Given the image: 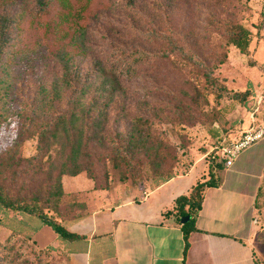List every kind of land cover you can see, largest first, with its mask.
Returning <instances> with one entry per match:
<instances>
[{"label": "rangeland", "instance_id": "374dc122", "mask_svg": "<svg viewBox=\"0 0 264 264\" xmlns=\"http://www.w3.org/2000/svg\"><path fill=\"white\" fill-rule=\"evenodd\" d=\"M31 1L0 0V14L17 18L10 25L0 65V156L13 154L17 161L34 154L35 128L59 113L67 117L72 91L90 86L85 102L94 91L103 95L100 101L110 97L103 137L98 141L85 133L75 160L86 169L64 175L63 183L73 181L74 188H83L90 183L84 175L90 174L100 186L120 183L144 190L201 159L172 182L179 184L174 192L185 194L190 184L207 177L204 154L245 128L255 106V116L264 115V0H90L81 21L58 16L56 0H49L48 16H36ZM82 2H72L73 7L79 9ZM231 23L249 31L244 54L226 39L225 28ZM145 30L172 38L183 52L168 53L169 46L146 42ZM131 49H143L149 57L126 75L118 71V60L123 55L130 59ZM248 83L250 99L232 98ZM257 144L217 172L215 181L223 180L222 201L247 168L260 176L251 240L254 260L264 264V152L257 161L262 150ZM67 153V146L57 140L49 145L37 173L34 162L9 167V172H21L7 194L26 202L36 192L42 198ZM240 206L224 203L231 214ZM36 223L31 215L0 207V264H63L54 248H36L30 234ZM51 234L45 225L34 238L43 245Z\"/></svg>", "mask_w": 264, "mask_h": 264}, {"label": "crops", "instance_id": "0c3cea01", "mask_svg": "<svg viewBox=\"0 0 264 264\" xmlns=\"http://www.w3.org/2000/svg\"><path fill=\"white\" fill-rule=\"evenodd\" d=\"M258 144L262 150L257 161L264 152V142L260 140ZM239 157L240 153L232 165ZM199 161L194 160L184 173L144 190L120 183L94 189L85 175L89 185L74 188L76 182L63 183V175L65 198L81 202L84 212L60 222L68 232L81 238L62 240L53 232L50 241L37 244L34 237L45 226L37 220L30 228L31 239L39 248L52 246L62 256L63 264H255L251 236L257 222L253 202L260 176L248 168L243 180L236 181L222 201L219 193L223 191V180L217 186L203 188L201 206L194 215V230L187 235L184 251L181 223L174 217V200L180 195L174 190L179 184L172 182L186 176ZM203 161L207 174L208 164L204 158ZM229 167L223 166L222 170ZM222 170L213 173L217 175ZM224 203L241 206L231 214L225 211Z\"/></svg>", "mask_w": 264, "mask_h": 264}, {"label": "trees", "instance_id": "16d2710c", "mask_svg": "<svg viewBox=\"0 0 264 264\" xmlns=\"http://www.w3.org/2000/svg\"><path fill=\"white\" fill-rule=\"evenodd\" d=\"M56 1L58 5V16L63 18L75 17L78 21H81V18H86L85 15L81 14V11L84 8L86 11L89 9L90 0H83L78 7L79 9L73 7L72 4V2H78L79 0ZM31 2L32 13L34 15H49L52 8L49 0H32ZM84 14H87V12ZM16 20L17 18L9 14H0V65L4 54L3 50L8 42L10 25ZM225 35L227 41L235 46L240 53H245L249 41L248 29L239 24L231 23L225 28ZM142 36L145 41L150 44L160 43L169 46L168 53L173 52V50L178 53L183 52L182 48L177 45L172 38L163 33L154 30H145L142 33ZM127 52L131 54L130 59H127L126 56L123 55V57H120L118 60L120 63L118 71H121L126 75L133 72L141 61H146L149 57V53L143 49H131ZM250 90L251 83H248L244 90L234 91L231 96L238 101H243V99L246 98L250 99L253 96ZM89 91L90 86L74 89L71 96L68 98V105L70 108L68 116L65 117L64 114L59 113L51 119L43 121L37 126V128H35L34 133L37 137L38 143L34 154L29 157L19 156L17 161H14L13 154L0 156V207L9 212L21 211L35 217L41 224L49 226L57 237L62 240L81 238V236L77 234L68 232L60 221L80 216L84 212V208L81 202L65 200L64 192L62 191L61 177L63 175L74 176L79 174L80 171L86 169L81 165H76L75 156L81 146L82 138L87 135L85 134L86 132L91 134L89 135L91 136V139H97L98 141L102 140V129L106 117V105L110 100L109 97L107 101L106 99L105 101H100L101 98H104L103 95L94 91L95 95L89 102H85V98ZM57 140H61L62 144L67 146L68 153L63 160H60L59 170L54 177H52V172L50 170L46 173L48 180H51V177L53 178V185H51L52 188L47 189L43 193L42 198L38 196L39 192H36L29 202H26L23 198H18V196L10 197L7 194L8 190L13 187L15 176L16 174H20L21 171L12 169L9 172L8 168H15L19 162H34V166H36L35 172L37 173L42 158L45 156L46 152H48L49 145ZM19 142L20 139L18 137L13 144L17 145ZM83 152L86 154L85 149H83ZM214 152L215 149H211L205 153L208 162L207 177L203 180L196 181L187 194H180L174 200L175 219L179 220L180 217L189 215V219L181 224L184 239V251L187 247V235L190 231L194 230V215L201 206L202 190L206 186H217L218 182L215 181L213 170L223 169L222 159H220L218 155L211 157ZM49 158L50 156L46 155L45 160H48ZM24 171L25 169L23 172ZM174 175L167 176L159 183L168 180ZM85 176L92 181L94 189L106 188V185H98L92 175L85 174ZM159 183H156L155 185H158ZM39 199H41V202ZM36 248L38 251H41L53 247L48 245L43 249L39 247ZM255 264L258 263L255 261Z\"/></svg>", "mask_w": 264, "mask_h": 264}, {"label": "built area", "instance_id": "2783aa9c", "mask_svg": "<svg viewBox=\"0 0 264 264\" xmlns=\"http://www.w3.org/2000/svg\"><path fill=\"white\" fill-rule=\"evenodd\" d=\"M257 110L258 107L255 106L249 112V124L245 128L240 129L232 138L222 139L219 145L214 147L215 152L211 157L218 155L222 159L224 167L232 165L242 150L264 139V115L256 117L255 112Z\"/></svg>", "mask_w": 264, "mask_h": 264}, {"label": "water", "instance_id": "95a60500", "mask_svg": "<svg viewBox=\"0 0 264 264\" xmlns=\"http://www.w3.org/2000/svg\"><path fill=\"white\" fill-rule=\"evenodd\" d=\"M188 219H189V215H185V216L180 217L179 221L182 224L186 222Z\"/></svg>", "mask_w": 264, "mask_h": 264}]
</instances>
